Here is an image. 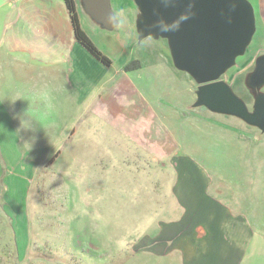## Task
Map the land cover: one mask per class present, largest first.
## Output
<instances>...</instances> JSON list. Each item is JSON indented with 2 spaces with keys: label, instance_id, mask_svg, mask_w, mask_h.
<instances>
[{
  "label": "rangeland",
  "instance_id": "1",
  "mask_svg": "<svg viewBox=\"0 0 264 264\" xmlns=\"http://www.w3.org/2000/svg\"><path fill=\"white\" fill-rule=\"evenodd\" d=\"M110 2L117 26L86 27L110 61L101 80L50 82L54 120L33 116L46 110L30 78L11 91L27 170L24 201L0 183V264H264V132L194 107L197 85L166 40L138 41L133 0ZM254 11V36L222 76L250 110L245 79L264 53ZM204 235L215 243L198 250Z\"/></svg>",
  "mask_w": 264,
  "mask_h": 264
},
{
  "label": "water",
  "instance_id": "2",
  "mask_svg": "<svg viewBox=\"0 0 264 264\" xmlns=\"http://www.w3.org/2000/svg\"><path fill=\"white\" fill-rule=\"evenodd\" d=\"M138 41L166 40L174 67L196 83L194 107L233 116L264 132V53L257 56L245 84L253 96L250 110L222 76L245 54L256 31L250 0H133ZM83 10L101 27L112 30L118 20L110 0H81ZM186 19L180 22V16ZM179 22L176 31L162 32Z\"/></svg>",
  "mask_w": 264,
  "mask_h": 264
},
{
  "label": "crops",
  "instance_id": "3",
  "mask_svg": "<svg viewBox=\"0 0 264 264\" xmlns=\"http://www.w3.org/2000/svg\"><path fill=\"white\" fill-rule=\"evenodd\" d=\"M75 1L81 26L87 33L91 18ZM250 1L254 9L261 11L264 21V0ZM81 46L63 0H0V183L6 188L5 199L14 205L20 199L24 201L27 165L21 160L26 152L20 148L16 126L19 111H8L18 101L11 91H17L26 78L31 79L33 88L57 84L59 79L67 82L76 70L86 81L96 84L104 76L105 66ZM90 56L95 60L91 61ZM96 71L101 74L95 76ZM42 74L46 76L41 79ZM119 109L122 111V106ZM213 237L202 236L196 248L209 249L210 242L215 243Z\"/></svg>",
  "mask_w": 264,
  "mask_h": 264
},
{
  "label": "clouds",
  "instance_id": "4",
  "mask_svg": "<svg viewBox=\"0 0 264 264\" xmlns=\"http://www.w3.org/2000/svg\"><path fill=\"white\" fill-rule=\"evenodd\" d=\"M179 19L180 22H183V20L186 19V16L184 14H181ZM179 26H180L179 22H174L171 28L165 27L162 28L161 31L162 32L176 31L179 29ZM36 96L38 97L40 102L43 103L46 110V115L39 116L37 114H34L33 116H35L38 120H54L56 116L59 114V110L61 106V101L57 96L56 87L51 84H43L37 90ZM28 147L30 151L31 146L28 145ZM123 243H124L123 241L118 242L120 246H123Z\"/></svg>",
  "mask_w": 264,
  "mask_h": 264
},
{
  "label": "trees",
  "instance_id": "5",
  "mask_svg": "<svg viewBox=\"0 0 264 264\" xmlns=\"http://www.w3.org/2000/svg\"><path fill=\"white\" fill-rule=\"evenodd\" d=\"M67 10L69 12V17L73 27V33L76 40L97 60H99L104 65H109V58L104 55L93 43L91 38L82 28L79 15L77 12L76 1L75 0H63Z\"/></svg>",
  "mask_w": 264,
  "mask_h": 264
}]
</instances>
